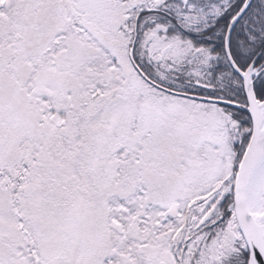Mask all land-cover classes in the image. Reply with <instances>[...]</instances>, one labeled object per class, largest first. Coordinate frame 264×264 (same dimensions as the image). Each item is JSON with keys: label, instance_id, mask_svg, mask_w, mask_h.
Segmentation results:
<instances>
[{"label": "snow or ice", "instance_id": "1", "mask_svg": "<svg viewBox=\"0 0 264 264\" xmlns=\"http://www.w3.org/2000/svg\"><path fill=\"white\" fill-rule=\"evenodd\" d=\"M0 264H264V0H0Z\"/></svg>", "mask_w": 264, "mask_h": 264}]
</instances>
